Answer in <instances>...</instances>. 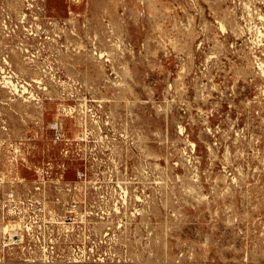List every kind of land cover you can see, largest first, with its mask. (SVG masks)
<instances>
[{"label": "rangeland", "instance_id": "rangeland-1", "mask_svg": "<svg viewBox=\"0 0 264 264\" xmlns=\"http://www.w3.org/2000/svg\"><path fill=\"white\" fill-rule=\"evenodd\" d=\"M0 264H264V0H0Z\"/></svg>", "mask_w": 264, "mask_h": 264}]
</instances>
